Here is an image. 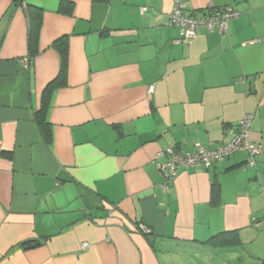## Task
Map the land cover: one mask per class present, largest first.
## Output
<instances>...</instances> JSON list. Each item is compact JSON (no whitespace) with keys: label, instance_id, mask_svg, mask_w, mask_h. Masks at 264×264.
<instances>
[{"label":"crops","instance_id":"crops-1","mask_svg":"<svg viewBox=\"0 0 264 264\" xmlns=\"http://www.w3.org/2000/svg\"><path fill=\"white\" fill-rule=\"evenodd\" d=\"M19 1L0 0V264H261L264 0ZM177 4L240 16L179 45ZM246 115L255 166L154 164Z\"/></svg>","mask_w":264,"mask_h":264},{"label":"built area","instance_id":"built-area-1","mask_svg":"<svg viewBox=\"0 0 264 264\" xmlns=\"http://www.w3.org/2000/svg\"><path fill=\"white\" fill-rule=\"evenodd\" d=\"M143 8V11H146ZM240 12L226 7L222 9L209 8L202 12H188L182 4H177L169 16L170 25L178 30L179 36L175 44H188L197 37L200 28H206L210 32L219 31L225 33L228 30L229 21L238 18ZM26 66L30 64L26 59ZM253 115H246L238 124V132L227 144H219L215 149H206L200 145L192 152H180L173 148L157 153L154 164L157 169L169 180H173L178 173L184 169L198 166L211 168L216 163L225 162L228 158L238 152H245L248 156V164L255 166V158L261 152V148L250 141L251 124ZM168 186L164 187L166 190ZM84 244V248H88Z\"/></svg>","mask_w":264,"mask_h":264},{"label":"trees","instance_id":"trees-1","mask_svg":"<svg viewBox=\"0 0 264 264\" xmlns=\"http://www.w3.org/2000/svg\"><path fill=\"white\" fill-rule=\"evenodd\" d=\"M19 1V0H17ZM20 2V1H19ZM28 9H34L33 7H28ZM40 29V20L37 21V23H34V21L32 22V25H31V28H30V31H29V43H30V46L31 47H34V45L37 43V39H38V31ZM63 67H66V64L63 66ZM38 125H39V128H40V131L42 132L43 136L45 137V139H49L50 138V126L46 123V121L41 117L39 116L38 117ZM214 195L217 197L218 195V192L217 190L215 189L214 191ZM227 235H232V234H227ZM233 235L235 236L236 234L233 233ZM223 236V234L219 235V236H216L214 239L218 238V237H221ZM261 264H264V261H262Z\"/></svg>","mask_w":264,"mask_h":264}]
</instances>
